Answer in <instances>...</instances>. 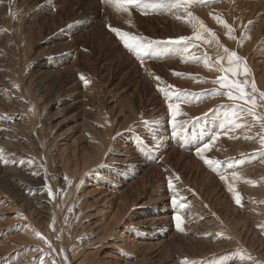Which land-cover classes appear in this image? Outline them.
<instances>
[{
    "label": "rangeland",
    "instance_id": "1",
    "mask_svg": "<svg viewBox=\"0 0 264 264\" xmlns=\"http://www.w3.org/2000/svg\"><path fill=\"white\" fill-rule=\"evenodd\" d=\"M263 5L264 0H215L206 6L194 5L189 9L198 18L192 24L198 27L202 21L215 34L220 44L244 58L250 69L249 79L254 80L258 91H264ZM175 15L183 17V9H173L171 13L164 14L154 11L141 14L132 9L129 25L127 14L116 12L113 6L102 3L101 0H0L1 139L3 142L10 141L9 144L13 143V146L15 143L14 147L17 145L24 151L28 150L30 156L35 157L37 154L38 159L47 165L48 177L57 173L58 166L54 162L58 158L55 153L59 148H67L63 159L71 160L75 151L80 152L82 147L87 149L91 140L97 144L101 141L99 144L104 146L105 157L112 159L110 166L104 160L101 161L97 171H101L102 178H97L105 187L116 186V182H120L118 188L124 194L123 201H127L125 208H129L122 214L124 218L121 227L116 229V237L129 244L141 238L137 231L142 227L136 226L137 222H143L155 212L162 213L159 208L163 205L172 206L173 198L178 200V204L188 200V205L194 212L197 211L192 220L185 213L188 216L185 219L197 227L198 234L193 236L176 232L175 235V224L158 222L157 230L161 235L157 237L165 244L162 242L161 248L155 252L144 250L139 252L142 253L140 255L135 253L131 262H136L139 257L138 261H141L138 264H182L201 257L206 264H216L217 261L219 264H231L233 256L243 249L244 254L248 253L256 260L261 259L264 242L258 235L253 241L251 239L255 234L257 215L261 214V207H264V195L258 196L257 192L240 187L241 183L234 185L232 181L224 182L220 178L223 172H232L237 167L252 168L260 160V156L264 155V147L256 141L260 134L259 124H255L257 128H252L253 130L242 126L238 128L240 131L237 128L232 129L235 131H224L225 137L220 134L219 141L216 140L212 148L204 153L205 158L219 162L218 171H213L194 155V151L207 136L214 131L222 132L219 127L221 124L227 125L225 116L228 113L220 106L231 102L226 96L219 95L201 101L196 94L212 90L225 91L211 83L223 73L214 68L209 70L202 60L194 61L193 57H203L207 53L211 57V64L217 58V51L222 53V49H217L215 41L207 44L189 41V44L196 47L190 48L187 53L148 55L144 58L143 67L140 60L124 48L122 41L107 27L110 24L125 33L150 40L193 35L192 24L186 22L187 18L177 20ZM213 17L235 30L233 34L239 39V45L236 40L227 38L226 29ZM208 38L211 39L210 36ZM224 63L226 65V61ZM81 76L85 77L87 84L81 80ZM154 76L161 78L160 88L168 89V86H172V90L178 94H193L189 102L179 104L177 123L190 122L182 130L188 137L184 143L172 136L167 109L169 101L158 91ZM239 79L242 80L243 77ZM250 90L249 88L248 91ZM29 109L34 110V117H31ZM256 111L264 113V108H257ZM193 123L195 127L192 126ZM26 126L30 127L28 131L33 136L30 137L28 131L26 134ZM83 127L89 131H85ZM13 133L21 135L23 139L18 135L12 136ZM93 133L98 136L94 137ZM81 134L87 136L83 141L84 135ZM35 135H38L37 138ZM99 138L100 141H96ZM254 142L256 146L257 143L260 146L256 147ZM47 147L49 150H56L55 153L46 152ZM40 150L45 155L39 156ZM255 173L260 176L264 174V170L263 174L257 171ZM176 176L179 180L174 179ZM169 180L173 181L172 188H169ZM227 183L232 185L233 192L236 191L241 196L243 206L236 205ZM50 184L47 190L53 188L52 191L59 198V193H62L59 183ZM86 187L87 190L90 189ZM163 197L167 200L159 203V199ZM101 205L103 204H99ZM173 207L174 210L181 209L177 205ZM7 210L0 214V221L14 219L15 210ZM74 210L79 211L78 206ZM101 210L103 214L107 213L106 204ZM96 211L97 209L93 213ZM199 215L203 218L196 219L195 216ZM234 224L238 226L237 230L244 228L246 233L240 235ZM121 232H125L123 236ZM4 233L6 235L8 229ZM70 233V230L67 231V235ZM105 242L104 245L109 244V248L106 251L102 249V254H110L112 264H123V258L110 248V244H116L117 241L111 239V243ZM250 242L254 244L253 248L258 247V253L257 250H249ZM119 248L121 246L118 244ZM128 250L132 254V247ZM146 259L149 261H145ZM5 262L12 264L9 259Z\"/></svg>",
    "mask_w": 264,
    "mask_h": 264
},
{
    "label": "bare ground",
    "instance_id": "2",
    "mask_svg": "<svg viewBox=\"0 0 264 264\" xmlns=\"http://www.w3.org/2000/svg\"><path fill=\"white\" fill-rule=\"evenodd\" d=\"M263 28H264V26H263ZM1 103H3V102H1ZM18 104H20V102ZM161 110H163V109H161ZM29 111H30L31 117H34V114H35L34 110L29 109ZM26 113H28V110ZM247 118L248 117L243 119V121H239L240 120L239 119L238 121H235V123H239L241 125H244L246 122L251 123V119H247ZM32 121H33V119H32ZM32 121H30V123ZM35 122H36V120H35ZM4 127H6V126H4ZM10 127H11V125H10ZM255 127L256 126H253L252 128L254 129ZM91 128L93 129V127H91ZM252 128H250L249 130H251ZM22 129H25V127ZM28 129H30V127L26 126L25 131L27 132ZM82 129H84L85 131H89L88 128L86 129V127H83ZM235 129L232 131H235ZM13 130H15V129H13ZM91 131H93V130H91ZM20 132L21 131H19V133ZM28 132L26 134H28ZM41 132H43V131H41ZM94 132L97 133V131H94ZM255 132H257V131H254V133ZM100 133H99V135H100ZM214 133H218V135L215 136V141L218 140V138L220 137V134L225 137V132L224 131L221 132L219 130V132H215V131L212 132L211 135L207 134L209 136L206 137V140L209 137H211ZM20 134L22 135V133H20ZM86 134H81V135H84V138L81 141L86 139V137H87ZM94 134L95 133H93V135ZM97 134H95L94 137H97L98 136ZM17 135H15L13 133L12 136H17ZM21 135H18V136H21ZM29 135H30V137H31V135L33 136V134H31V133ZM1 136L3 137V134H2L1 129H0V149L4 150V158L8 161V163H7V165H5L3 163V161H0V214H4V210L6 211L8 208V210L10 209L11 211L15 210L16 215H15L14 219L10 218V219H12V221H9V220L3 221L4 219H2V221H0V239H1L0 240V264H6L7 262H5V261H8V259L10 260V262H12V264H112L111 261L113 259L110 261V259H111V257L109 256L110 254H107V253L102 254L103 250L106 251V249L109 248V244H107L106 246L104 245V243H106L105 241H107L108 243L109 242L111 243V239L112 240L114 239L115 241H117V243L115 244V242H114V243L110 244V248H111V250L116 251L115 253H118V255H120V257L123 258V264H138V262L141 261V260L138 261L139 257H138V260L135 258L137 260V261L135 260L136 262H131V258L135 256L134 255L135 253L139 254L140 251H144V250L155 252L156 250H159L161 248V246L163 245L162 242L165 244L164 241H162L161 239H159L157 237L158 235H161L160 231L157 230L158 222H161V221L167 222L168 221V222H172L173 224H175V226H174L175 231L173 230L174 233H176V232L178 234L179 233L180 234L189 233L193 236H195L196 233L198 234V231L196 230L197 227L193 226L191 222L189 223L188 222L189 220H186L187 218L185 219V217L189 216L190 220H192L194 218V214L197 210L194 212L192 207L188 205V200H185L183 202V204H182L183 206L181 207L180 210H178V208L176 210H174V207H173L174 204L173 203H172V206H170V207L163 205L161 208H159V210L163 211L162 213L158 214V212H155L152 216L149 215L150 217L145 218L143 220V222L142 221L137 222L135 225L142 227L141 230L137 231V233L139 234V236H141V238L139 237L140 239L135 241L133 244H129L128 241L126 242L123 239L118 240V238L116 237L117 233H118L116 229L121 227V222H122V219L124 218L123 217L124 215H122V214L125 211V209H127L129 207L127 206V208H125V204L127 201L124 202L122 199L124 197V194L121 193V188H118L119 183H120L119 181L116 182V186L110 185L109 187H105V186H102L100 184L101 181L99 178H102V176H101L102 174H100L101 171L98 172L97 169L98 170L100 169V165H101L100 163L102 160H104L105 163L107 162V164L110 166V164H111L110 160L112 159V158L108 159L105 157L104 146L102 147L99 144V143H101L100 138H99V140H96V141H100V142H98V144L100 146L95 141L90 139L91 141L88 144L87 149H84L83 147L81 149L79 147L81 149V151L80 152L75 151L74 155H72L70 153L73 156V158L71 160H69V158H68V159H66L67 161L63 159V156H64L63 153L67 152V148H65L66 146H64L66 151H65V149L59 148L57 153H55L56 150L55 151L49 150V148L47 147L48 150L46 149V152L48 151L51 153L53 151L56 155H58L57 160L56 161L54 160L55 162L53 161L55 163L54 165L58 166L57 171L54 169L57 173L55 175L53 174L54 175L53 177H48L49 176L48 175L49 170L47 168V165L42 163L41 160L38 159L39 157H37V154H35V157L30 156L31 154H30V152H28L27 149H26L27 151H24L23 148L20 149V147L18 148L17 145H16V147H17L16 148V147H14L15 143H14V146L12 145L13 143L9 144L10 141H9V143L3 142V140L1 139ZM37 136L35 138H37ZM39 137H42V136H39ZM45 137H43V139ZM4 138H6V135ZM8 138H10V137H8ZM11 138H14V137H11ZM24 138H26V137L24 136ZM48 138H49V136H48ZM54 138H55V136H54ZM101 138H103V137H101ZM18 139H21V138H18ZM22 139H23V137H22ZM88 139H89V137H88ZM95 139H97V138H95ZM76 141H79V140L77 139ZM256 141L258 142L259 139ZM46 142H44V143H46ZM74 143L76 144L79 142H74ZM85 143H87V142H85ZM254 143H255L254 145L256 146V142H254ZM46 144H48V143H46ZM259 144L257 143V146ZM60 145H61V143H60ZM60 145H58V146H60ZM50 146H51V144H50ZM212 146H213V144L210 145V149L212 148ZM75 147L77 148V146H75ZM26 148H28V147H26ZM50 148L52 149V147H50ZM221 148H223V147H221ZM196 150L194 151L195 156H197ZM217 150H220V149H217ZM247 151H249V150H247ZM33 152H35V151H33ZM105 153H107V152H105ZM206 153H207V151H206ZM43 154H44L43 151H41L39 156L43 155ZM51 155H53V154H51ZM56 155H55V157H56ZM260 157H261L260 160L256 161L253 164V167L251 166L252 168H250V166H244V167H237L232 172H230V171L225 172V173L223 172L222 174H224L226 177L224 182L232 181L233 182L232 184H234V185L236 183H241V185H239L240 187L241 186L244 188L246 187V188L250 189L251 191H255L258 193V196H259V194L264 195V174H263L264 155L260 156ZM30 161H31V163H30ZM113 162H114V160H113ZM261 170H262V172H261ZM255 171H257L258 173L260 172L263 175L260 174V176H257V173H255ZM33 173H35V175ZM232 173L237 174L236 178H233ZM97 177H99V178H97ZM107 178H108V176H107ZM52 182H55L56 184L58 182L59 187H61L62 193H59V195H58V196H60L59 198L52 191L53 190L52 187H51L52 189H49V190H51V192L53 194L52 198H50L48 195L47 186L50 183L52 184ZM220 182H221V180H220ZM111 184H112V182H111ZM86 186H88L90 189L87 190ZM239 186L237 185V187H239ZM223 187L225 188L226 185ZM234 187H236V186H234ZM238 189L240 190V188H238ZM122 192H123V190H122ZM235 192L236 191H234V193ZM3 193H5L7 195H5ZM224 193H226V192H224ZM122 195H123V197H122ZM260 198H261V196H260ZM262 198H264V197H262ZM166 200H167V198L166 199L164 197L160 198L159 203H161V201H166ZM262 200H264V199H262ZM29 201H31V202H29ZM177 202H178V200H177ZM99 204H103V205L99 206ZM105 204L107 206L108 211H107V213L103 214L101 208H103L105 206ZM143 204H145V203H143ZM75 206H78L79 211L74 210ZM2 207H4V208L1 209ZM96 209H97V211L93 213V211ZM127 211H128V209H127ZM126 212H124V213H126ZM258 212H259V210H258ZM185 213L189 214V215L185 216ZM178 214L181 215V217H182L183 222L181 224V227L183 228L184 232L177 230L175 216ZM198 217L203 218L201 215H199L197 217L195 216L196 219H199ZM257 217H258L257 218L258 221H257V224H255V226H256L255 234L252 236L253 238L252 239L250 238V239H251V241H253L254 238L256 237V235H258V236H260V238H262V240L264 242V232L261 231V227H264V207H261V214L257 215ZM102 219H104V221H102ZM194 221H193V223H194ZM43 223L45 224L44 225L45 227L43 226ZM7 226H9V227H7ZM237 227L235 225L236 231H239V230H237L238 229ZM7 229H8V233L5 235L4 231ZM69 230L71 231V233H70V235H67V231H69ZM9 231H10V233H9ZM38 233H39V235H37ZM123 233H125V232H123ZM123 233L121 232L122 236H123ZM177 233L175 235H177ZM244 233H246V230L244 228L241 231H239L240 235H243ZM121 235H119V236H121ZM167 235L168 234H166V236ZM41 237H43V238H41ZM204 240L202 242H204ZM244 241H246V239ZM71 242H72V244H71ZM206 242H208V241H206ZM259 242L262 243L261 240H259ZM118 244L121 246V248H119V249H118ZM248 245H250V244L248 243ZM253 245L254 244L251 243V246H249L250 247L249 250L250 249L251 250H257L258 249V247L253 248ZM131 247L133 249L131 251L132 254H130V252L128 250ZM225 248H227V247H225ZM116 249H118V250H116ZM239 252L240 253H237L236 255L233 256V259H232L233 261L231 262V264H256V262H259V264H264V253H262V255H261L262 258L260 257L261 259L258 258V260H256V259H254V256L252 257L248 253H246L247 255L244 254L243 253L244 249L242 251H239ZM256 252L258 253L259 250H257ZM140 254H142V253H140ZM241 255H243L245 257L243 260L241 259ZM98 256H100L99 258L101 260H98L99 258L96 259ZM248 256H250L252 259H247ZM168 259H169V257H168ZM145 261H147V259ZM191 262H196V264H206L205 263L206 261H204V259L201 257L199 259H191L190 264H191ZM226 262L228 263V261H226ZM216 264H219V261H217Z\"/></svg>",
    "mask_w": 264,
    "mask_h": 264
},
{
    "label": "snow or ice",
    "instance_id": "3",
    "mask_svg": "<svg viewBox=\"0 0 264 264\" xmlns=\"http://www.w3.org/2000/svg\"><path fill=\"white\" fill-rule=\"evenodd\" d=\"M101 2L113 6L115 11L118 13L127 14L129 25H131L132 9L139 11L141 14H148L149 11H154L157 14H164L166 12L171 13L173 9L177 11L183 9L184 16L181 17L179 15H175L174 18L177 20L187 18L186 22L192 24V21L198 20V18L195 17L193 12L189 9L194 5L206 6L210 2H215V0H101ZM213 19H216L217 23L222 24V26L226 29L225 34L229 40H236L237 44H240L239 39L233 34L235 30L231 26L216 17H213ZM107 27L109 28V31L113 32L122 41L123 47L140 60L142 66L145 56H159L161 53L173 55L184 54L187 53L190 48L196 47L195 45L189 44V41H202L206 44L215 41L217 49H222V53L217 51V58L214 63H209L210 57L207 53H205L203 57H193V60H202L204 66L209 68V70L214 68L217 72L223 73L221 77L212 80L211 83L218 85L220 89H225V91L212 90L196 95L200 97L201 101L217 95L226 96L231 103L220 106L226 109L228 113V115L225 116L227 125L221 124L219 126L221 130L232 131L233 128H240L242 126L250 129L255 126V124H259V143L262 147H264V113L256 111L257 108H264V91H258L254 80L250 81V69L247 67L244 58L238 56L236 51H230L227 47L220 44L215 34L212 33L211 30L207 29L202 21L199 22L198 27L196 24H192L193 35L182 36L177 39L170 38L168 40H150L145 37L130 35L123 32L119 28L111 26L110 24L107 25ZM204 33H207L208 35L206 36ZM209 36L211 39L208 38ZM225 61L226 65L224 63ZM173 74L177 76L181 75L179 73ZM239 77H243V79L241 80ZM153 78L157 81L158 91L163 93L164 98L169 101L167 109L170 115L172 136L174 138H179L180 143H184L188 137L182 130L185 128V125L190 122L177 123L179 104L182 102H189L193 98V94L187 92L178 94L172 90V86H168V89L160 88L159 82L161 78L159 76H154ZM190 78L193 80L198 79V77ZM81 80L85 81V84H87L85 77L81 76ZM249 88L251 89L250 91H248ZM240 102L243 103L241 104ZM244 117H250L251 123L246 122L244 125L235 123L236 120ZM192 126L195 127V124L193 123ZM216 135H218V133H214L207 140L202 141L201 145L196 150V155L213 171H218L217 165L219 162L205 158L204 153L210 150L211 144L215 143ZM246 139H248V137H246ZM0 161H3L5 165L8 163V161L4 158L3 149H0ZM33 174L35 175V173ZM232 175L233 178H236L237 176L236 173H232ZM220 178L222 180L226 179L224 174H220ZM174 179L179 180V177L176 176ZM168 183L169 188H172L173 181L169 180ZM228 191L233 193V199L236 205L243 206L240 195L233 192L231 184H228ZM48 195L52 198L53 194L51 190L48 191ZM172 203L178 207L183 206L182 204H178L176 199H173ZM175 221L177 230L183 231V228L181 227L183 222L181 215H176ZM261 231L264 232V227H261ZM37 235H39V233ZM244 258L245 257L241 255V259L243 260ZM247 259L252 258L248 256ZM182 264H190V262L184 261ZM191 264H196V262H191ZM256 264H259V262H256Z\"/></svg>",
    "mask_w": 264,
    "mask_h": 264
}]
</instances>
